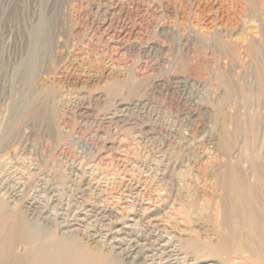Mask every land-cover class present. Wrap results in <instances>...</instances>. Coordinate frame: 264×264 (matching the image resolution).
Here are the masks:
<instances>
[{
    "label": "rangeland",
    "instance_id": "374dc122",
    "mask_svg": "<svg viewBox=\"0 0 264 264\" xmlns=\"http://www.w3.org/2000/svg\"><path fill=\"white\" fill-rule=\"evenodd\" d=\"M41 17L48 45L27 71ZM121 104L123 122L102 120ZM121 150L126 175L153 172L143 202L169 199L159 215L176 209L191 238L264 222V0H0V183L24 185L15 213L27 182L75 198L71 163Z\"/></svg>",
    "mask_w": 264,
    "mask_h": 264
},
{
    "label": "bare ground",
    "instance_id": "6f19581e",
    "mask_svg": "<svg viewBox=\"0 0 264 264\" xmlns=\"http://www.w3.org/2000/svg\"><path fill=\"white\" fill-rule=\"evenodd\" d=\"M45 26L41 17L35 35H31L26 61L22 62L28 66L27 71L48 45ZM24 68H17L19 77L27 73ZM126 110L121 104L102 120L108 124L121 123ZM123 154L122 150L114 155L102 152L87 163L83 160L71 163L68 189L75 198L62 197L45 177H37L31 184L27 182L28 195L23 200V210L17 213L14 208L23 197L24 185L13 182L10 186L2 181L0 219L15 215L0 225V264H264V222L254 221L250 229L244 226L247 230L224 227L214 235L215 244L212 238L199 237L198 230H195L198 236L195 238L192 232L191 238V232L176 223V209L171 208L174 205L169 207L172 213L167 210L168 213L159 215L168 203L167 197L168 200L147 195L143 202L145 183L151 184L155 165H149L151 173L142 181L137 178L133 162H129V175L125 174L128 164ZM39 218L60 226L64 237L56 239L51 234L42 237L35 223ZM233 235L242 243L235 250L229 246ZM82 239L84 244L80 242ZM91 244L98 250L86 247Z\"/></svg>",
    "mask_w": 264,
    "mask_h": 264
}]
</instances>
